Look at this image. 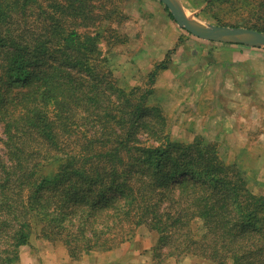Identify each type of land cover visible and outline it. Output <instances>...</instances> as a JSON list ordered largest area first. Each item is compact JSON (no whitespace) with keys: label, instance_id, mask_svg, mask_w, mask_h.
<instances>
[{"label":"trees","instance_id":"obj_1","mask_svg":"<svg viewBox=\"0 0 264 264\" xmlns=\"http://www.w3.org/2000/svg\"><path fill=\"white\" fill-rule=\"evenodd\" d=\"M119 3L0 0V264L33 234L78 260L140 227L152 264H264V193L216 144L173 141L150 103L167 55L143 87L117 85L100 45L126 43ZM251 18L264 33V0Z\"/></svg>","mask_w":264,"mask_h":264},{"label":"rangeland","instance_id":"obj_2","mask_svg":"<svg viewBox=\"0 0 264 264\" xmlns=\"http://www.w3.org/2000/svg\"><path fill=\"white\" fill-rule=\"evenodd\" d=\"M120 1L119 9L124 19L117 26L113 23L111 27L117 30L126 43L111 45L110 48H107L105 42L100 45L102 52L107 54L109 67L117 85L126 91L134 87H143L148 71L163 61L167 55L166 60L169 65L164 72H168V74L163 76L164 72H162L160 78H157L150 103L160 106L163 110L173 141L191 143L195 138H201L205 142L218 146L211 140L212 138L197 136L195 132L197 118L213 119L216 117V108H220L222 113L224 110L229 115L233 110L228 105L222 108L221 105L220 107L211 106L209 103L213 100L212 89L218 84L217 80L213 81L215 77L213 74L217 70L215 65L220 61H227V56L230 61H234L233 65L236 66V63L238 65V58L235 55L239 50L247 51L254 63L252 65L257 63L263 65L264 49L209 43L197 39L179 28L175 21L169 18V12H166L165 7L157 0ZM257 1L177 0L193 19L209 26L230 28H247L250 23H253L255 20L251 18V15ZM106 37L109 39V35ZM259 64L255 67H258ZM219 65L221 68L225 67L224 64L220 63ZM199 69L202 71L199 72ZM196 77L198 79L195 80ZM215 127L219 128V124H216ZM219 153L227 163H235L245 173L256 192L264 193V184L257 180L254 171L243 169L241 158L235 152L233 156L222 150H219ZM52 171L53 169L50 168L45 170L47 173ZM135 238L150 242L152 247L155 243V236L145 227L138 228L130 241ZM57 247L63 246L60 243L37 239L36 234H33L28 248L25 250L27 251L25 256L29 261V259L37 258L38 254L42 255L47 252L46 249L53 251ZM169 262L171 264L175 262L177 264H208L190 257H184L178 261L171 259L164 264ZM28 264H31L30 261Z\"/></svg>","mask_w":264,"mask_h":264},{"label":"crops","instance_id":"obj_3","mask_svg":"<svg viewBox=\"0 0 264 264\" xmlns=\"http://www.w3.org/2000/svg\"><path fill=\"white\" fill-rule=\"evenodd\" d=\"M235 57L238 58L236 66L229 56L227 61L215 65L217 70L212 73L215 76L213 81L217 80L218 84L212 89L213 100L209 102L211 106L221 105L222 108L228 105L233 108V114H226L224 110L222 113L220 108H216V117L213 119L197 118L195 132L197 136L212 138L218 144V150L232 156L235 152L241 158L243 169L254 171L257 180L264 184V64L257 63L260 65L258 67H255L257 64L252 65L253 61L247 51L239 50ZM220 63L225 67L221 68ZM167 74L164 72L163 76ZM216 124H219V128L215 127ZM26 248L28 245L20 248L17 264H28L29 261L31 264H152V244L137 238L112 251H93L78 260H71L63 247H57L53 251L46 249L47 252L28 261Z\"/></svg>","mask_w":264,"mask_h":264},{"label":"water","instance_id":"obj_4","mask_svg":"<svg viewBox=\"0 0 264 264\" xmlns=\"http://www.w3.org/2000/svg\"><path fill=\"white\" fill-rule=\"evenodd\" d=\"M171 15L177 26L189 35L209 43L240 45L264 49V33L246 28L205 25L188 16L177 0H157Z\"/></svg>","mask_w":264,"mask_h":264},{"label":"bare ground","instance_id":"obj_5","mask_svg":"<svg viewBox=\"0 0 264 264\" xmlns=\"http://www.w3.org/2000/svg\"><path fill=\"white\" fill-rule=\"evenodd\" d=\"M188 15V14H187ZM189 16V15H188Z\"/></svg>","mask_w":264,"mask_h":264}]
</instances>
